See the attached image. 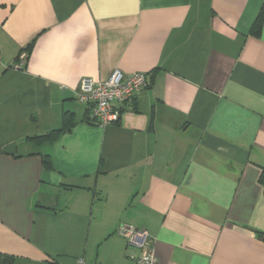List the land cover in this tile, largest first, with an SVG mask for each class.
I'll return each instance as SVG.
<instances>
[{
  "label": "crops",
  "instance_id": "crops-1",
  "mask_svg": "<svg viewBox=\"0 0 264 264\" xmlns=\"http://www.w3.org/2000/svg\"><path fill=\"white\" fill-rule=\"evenodd\" d=\"M263 3L0 0V257L135 264L126 226L157 264H264ZM113 70L154 71L101 127L75 92Z\"/></svg>",
  "mask_w": 264,
  "mask_h": 264
},
{
  "label": "built area",
  "instance_id": "built-area-1",
  "mask_svg": "<svg viewBox=\"0 0 264 264\" xmlns=\"http://www.w3.org/2000/svg\"><path fill=\"white\" fill-rule=\"evenodd\" d=\"M149 78L144 72L124 76L119 70H113L102 81L81 80L75 98L77 102L90 108V120L94 124L108 126L119 121L123 109L132 102L136 94L148 86ZM117 233L126 239L129 246L139 249L137 256H131L135 264H157L152 240L145 231L120 226ZM79 264H83L82 261Z\"/></svg>",
  "mask_w": 264,
  "mask_h": 264
},
{
  "label": "trees",
  "instance_id": "trees-1",
  "mask_svg": "<svg viewBox=\"0 0 264 264\" xmlns=\"http://www.w3.org/2000/svg\"><path fill=\"white\" fill-rule=\"evenodd\" d=\"M264 17V3L260 9L259 15L257 16L255 23L251 29V31L253 32V34H258L259 32V26L261 24V21ZM31 45V44H30ZM30 45L28 46L27 49L30 48ZM154 70H152L151 72H147L146 74L149 75V83L148 86H150L151 82H152V76H153V72ZM146 87V88H147ZM145 88V89H146ZM88 112L90 113V108L88 109ZM90 123L94 124L93 120L89 121ZM74 120H73V114L70 112H64L63 116H62V122H61V127L56 129V130H52L50 133L44 135V136H37L35 138H31V139H35L36 141H45V140H53L55 137H57L59 134L65 132V131H69L73 125H74ZM45 165H47V167H50V162L47 158H45L44 160ZM258 182L263 190V194H264V169L261 170V173L259 175L258 178ZM259 238H261V240L264 241V233H259L258 234ZM0 264H11V259L8 257H0Z\"/></svg>",
  "mask_w": 264,
  "mask_h": 264
}]
</instances>
